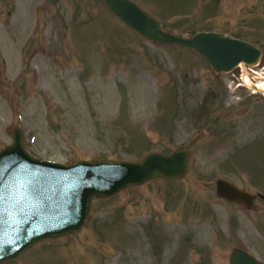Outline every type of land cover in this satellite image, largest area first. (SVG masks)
<instances>
[{"label":"rangeland","instance_id":"obj_1","mask_svg":"<svg viewBox=\"0 0 264 264\" xmlns=\"http://www.w3.org/2000/svg\"><path fill=\"white\" fill-rule=\"evenodd\" d=\"M165 31H217L263 50L264 0H133ZM0 151L17 126L38 158L140 161L188 148L180 179L94 196L83 227L1 264H230L264 261V94L245 68L216 74L195 49L151 41L102 0H0ZM237 87V88H236ZM257 95V96H255ZM225 178L257 195L217 196Z\"/></svg>","mask_w":264,"mask_h":264},{"label":"water","instance_id":"obj_2","mask_svg":"<svg viewBox=\"0 0 264 264\" xmlns=\"http://www.w3.org/2000/svg\"><path fill=\"white\" fill-rule=\"evenodd\" d=\"M130 27L151 41L180 44L198 51L216 73L239 65H257L263 50L217 31H200L191 38L165 31L161 21L133 0H102ZM2 10H0V16ZM252 88L263 92L256 84ZM13 142L0 151V264L16 258L45 238L78 232L86 222L94 196L108 197L153 178H182L189 149L169 154L149 152L140 161L80 160L70 164L37 158L25 146L24 129L17 126ZM216 193L230 203L251 208L257 195L227 179L216 181ZM230 264H264L251 251L235 248Z\"/></svg>","mask_w":264,"mask_h":264},{"label":"bare ground","instance_id":"obj_3","mask_svg":"<svg viewBox=\"0 0 264 264\" xmlns=\"http://www.w3.org/2000/svg\"><path fill=\"white\" fill-rule=\"evenodd\" d=\"M248 74L249 73L247 72V69H245V75H244V80L243 81H244V83L247 86L251 87L254 82H252V80H251V78L249 77ZM260 78L261 79L259 81L255 82V83H256V85H257V87L259 89H262L264 91V76L263 77H260Z\"/></svg>","mask_w":264,"mask_h":264},{"label":"trees","instance_id":"obj_4","mask_svg":"<svg viewBox=\"0 0 264 264\" xmlns=\"http://www.w3.org/2000/svg\"><path fill=\"white\" fill-rule=\"evenodd\" d=\"M195 33H197V31L196 30H193L192 34H195Z\"/></svg>","mask_w":264,"mask_h":264},{"label":"flooded vegetation","instance_id":"obj_5","mask_svg":"<svg viewBox=\"0 0 264 264\" xmlns=\"http://www.w3.org/2000/svg\"><path fill=\"white\" fill-rule=\"evenodd\" d=\"M255 96H257V95H255Z\"/></svg>","mask_w":264,"mask_h":264}]
</instances>
